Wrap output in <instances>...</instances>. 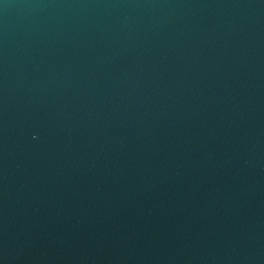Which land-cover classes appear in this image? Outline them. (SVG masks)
Instances as JSON below:
<instances>
[{"label": "water", "instance_id": "95a60500", "mask_svg": "<svg viewBox=\"0 0 264 264\" xmlns=\"http://www.w3.org/2000/svg\"><path fill=\"white\" fill-rule=\"evenodd\" d=\"M0 264H264V0H0Z\"/></svg>", "mask_w": 264, "mask_h": 264}]
</instances>
